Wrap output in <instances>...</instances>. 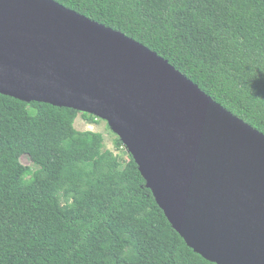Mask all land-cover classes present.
Wrapping results in <instances>:
<instances>
[{
    "label": "trees",
    "instance_id": "1",
    "mask_svg": "<svg viewBox=\"0 0 264 264\" xmlns=\"http://www.w3.org/2000/svg\"><path fill=\"white\" fill-rule=\"evenodd\" d=\"M54 1L143 44L264 134V0ZM79 115L101 121L0 95V264H215L174 229L134 157L78 131Z\"/></svg>",
    "mask_w": 264,
    "mask_h": 264
},
{
    "label": "water",
    "instance_id": "2",
    "mask_svg": "<svg viewBox=\"0 0 264 264\" xmlns=\"http://www.w3.org/2000/svg\"><path fill=\"white\" fill-rule=\"evenodd\" d=\"M0 95L105 121L190 248L264 264V134L143 44L54 0H0Z\"/></svg>",
    "mask_w": 264,
    "mask_h": 264
},
{
    "label": "rangeland",
    "instance_id": "3",
    "mask_svg": "<svg viewBox=\"0 0 264 264\" xmlns=\"http://www.w3.org/2000/svg\"><path fill=\"white\" fill-rule=\"evenodd\" d=\"M75 128L78 131H93L97 133H101L105 137V148L111 150L116 155H119L122 159H126L128 155V150L122 149L118 151L114 146V141L116 137L112 134L113 132L109 130V126L105 121H100L98 124L90 125L81 115H79L78 119L75 122ZM23 165L31 167L33 170H36L37 167L32 163L31 159L28 156H24L21 159Z\"/></svg>",
    "mask_w": 264,
    "mask_h": 264
}]
</instances>
